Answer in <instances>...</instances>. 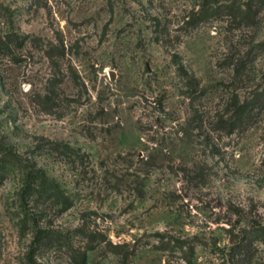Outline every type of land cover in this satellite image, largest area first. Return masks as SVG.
<instances>
[{"label": "rangeland", "instance_id": "rangeland-1", "mask_svg": "<svg viewBox=\"0 0 264 264\" xmlns=\"http://www.w3.org/2000/svg\"><path fill=\"white\" fill-rule=\"evenodd\" d=\"M262 92L264 0H0V264L32 174L40 264H264Z\"/></svg>", "mask_w": 264, "mask_h": 264}, {"label": "trees", "instance_id": "trees-1", "mask_svg": "<svg viewBox=\"0 0 264 264\" xmlns=\"http://www.w3.org/2000/svg\"><path fill=\"white\" fill-rule=\"evenodd\" d=\"M225 8V6H218L216 5L214 8H209L208 13H216L217 11L221 10ZM226 8L228 10H230L231 12L237 11V9H235L231 4H228V6H226ZM247 18H251L250 15H247ZM202 19L200 18V16L196 17V23L201 22ZM9 47L7 44H5V48ZM180 70L181 71H185L184 66H180ZM261 96H264V92L261 93ZM250 109V106L247 104H243L241 105L237 111H236V115L238 116V120H241V123H244L245 121V113ZM44 180L42 178H40L38 175L36 174H32L30 176V178H28V180L26 181V183L24 184V186L20 189V191L18 192V200H19V207L22 210V213L24 214V218H23V222L27 227H30V229L33 231V240L31 242V245L26 253L25 256V261L26 264H40L39 262V253L41 251V248L43 247V245L48 244V240L50 239L49 234L50 231L44 229L43 227L40 226V220L38 219L37 213H31L30 210V206H37L36 204H38V187L41 185H43ZM45 185V183H44ZM43 185V186H44ZM162 238H164V236L161 235ZM48 239V240H47ZM171 242H173V244L175 246L179 245L181 248H183L184 245V240H181L179 238L175 239L172 238L169 242H167L168 245L171 244ZM114 249H122L123 246H118V245H113ZM92 248H88V250L93 249ZM86 253L83 254V262L82 263H86Z\"/></svg>", "mask_w": 264, "mask_h": 264}, {"label": "water", "instance_id": "water-1", "mask_svg": "<svg viewBox=\"0 0 264 264\" xmlns=\"http://www.w3.org/2000/svg\"><path fill=\"white\" fill-rule=\"evenodd\" d=\"M113 78V77H112Z\"/></svg>", "mask_w": 264, "mask_h": 264}]
</instances>
